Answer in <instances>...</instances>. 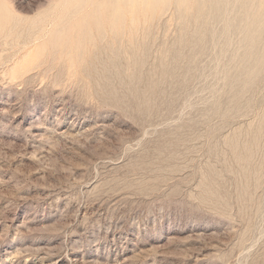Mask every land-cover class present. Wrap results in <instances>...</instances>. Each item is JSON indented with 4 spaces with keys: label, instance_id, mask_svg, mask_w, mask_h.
Listing matches in <instances>:
<instances>
[{
    "label": "rangeland",
    "instance_id": "374dc122",
    "mask_svg": "<svg viewBox=\"0 0 264 264\" xmlns=\"http://www.w3.org/2000/svg\"><path fill=\"white\" fill-rule=\"evenodd\" d=\"M183 1L0 0V264H264V0Z\"/></svg>",
    "mask_w": 264,
    "mask_h": 264
},
{
    "label": "bare ground",
    "instance_id": "6f19581e",
    "mask_svg": "<svg viewBox=\"0 0 264 264\" xmlns=\"http://www.w3.org/2000/svg\"><path fill=\"white\" fill-rule=\"evenodd\" d=\"M180 1H181V0H180ZM184 1H185V0H184ZM184 1H183V2H184ZM179 9H180V8H179ZM181 9H182V8H181ZM118 16H119V15H118ZM119 17H120V16H119ZM117 18H118V17H117ZM9 29H10V28H9ZM5 35H6V34H5ZM117 36H118V35H117ZM4 37H5V36H4ZM252 38H253V37H252ZM251 42H252V40H251Z\"/></svg>",
    "mask_w": 264,
    "mask_h": 264
}]
</instances>
